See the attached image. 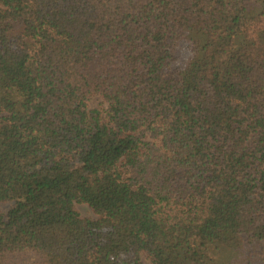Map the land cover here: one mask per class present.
<instances>
[{"label": "trees", "instance_id": "obj_1", "mask_svg": "<svg viewBox=\"0 0 264 264\" xmlns=\"http://www.w3.org/2000/svg\"><path fill=\"white\" fill-rule=\"evenodd\" d=\"M244 243L264 264V0H0V264Z\"/></svg>", "mask_w": 264, "mask_h": 264}, {"label": "rangeland", "instance_id": "obj_2", "mask_svg": "<svg viewBox=\"0 0 264 264\" xmlns=\"http://www.w3.org/2000/svg\"><path fill=\"white\" fill-rule=\"evenodd\" d=\"M184 45L185 44H183L182 46ZM182 55L183 56L181 60L182 62L183 60H185V63H186L189 60V55L185 52ZM100 104H101V99L97 96H94L89 102V106L91 108L99 107ZM75 208L79 212L81 217H92L93 216L92 212L85 205H76ZM225 252L222 253V258H220L218 253H217V257L215 255H213L212 257L215 259H218L222 264H259L260 262L256 256V250L252 249L247 243L243 244L242 249L232 250L226 253ZM142 262L144 264H150L149 260L145 256H142ZM215 262L217 263V260H215Z\"/></svg>", "mask_w": 264, "mask_h": 264}]
</instances>
